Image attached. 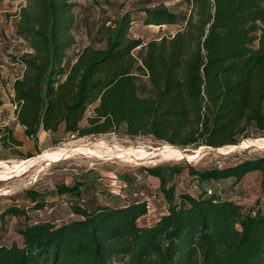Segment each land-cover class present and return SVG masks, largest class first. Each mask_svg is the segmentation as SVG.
I'll use <instances>...</instances> for the list:
<instances>
[{
  "label": "trees",
  "instance_id": "16d2710c",
  "mask_svg": "<svg viewBox=\"0 0 264 264\" xmlns=\"http://www.w3.org/2000/svg\"><path fill=\"white\" fill-rule=\"evenodd\" d=\"M168 1L186 11L145 0L112 20L103 48L87 45L73 55L76 14L88 15L91 7L18 0L13 35L26 51L11 58L19 74L9 103L23 135L85 137L124 126L129 137L220 148L235 145L247 129L264 130L261 0ZM136 22L179 28L142 46L129 36ZM0 145L20 146L11 126L0 128ZM252 173L264 191V155L220 167H141L139 180L120 178L123 205L85 197L94 181L57 185L49 194L66 196L72 218L29 223L25 207L6 206L0 224L16 218L17 240L0 243V264H264V204L244 206L231 197ZM46 193L28 189L23 197L29 209L41 210L53 203ZM156 196L164 212L139 224Z\"/></svg>",
  "mask_w": 264,
  "mask_h": 264
},
{
  "label": "rangeland",
  "instance_id": "374dc122",
  "mask_svg": "<svg viewBox=\"0 0 264 264\" xmlns=\"http://www.w3.org/2000/svg\"><path fill=\"white\" fill-rule=\"evenodd\" d=\"M74 1L83 7H91L93 10L88 15H86V12L76 14L73 36L77 46L83 48L90 45L94 48H103L104 40L102 34L107 27L111 26L112 20H115L120 13L126 10L139 7L145 0ZM155 1L154 4L163 2L164 6L174 12L186 11L185 6H174V1ZM19 4L18 0H0V128L11 126L12 136L20 142V146L15 148H3L0 145V211L8 205H18L25 207L29 223L34 221H50L60 224L71 219L72 216L70 215L68 205L62 202V200L66 199V196L63 197L65 199H55L49 194L57 185L70 186L73 182L84 183L89 181L90 183V181H94V185L90 186L89 191L83 192L85 197H91L94 194L93 197L100 202L123 205L126 201V197H124L126 192L125 189L121 190L120 178L121 176H129L139 180L141 177L139 175V168L141 167L156 165L173 166L177 164H189L197 169L214 166L220 167L235 163L244 158L264 155V148L249 147L232 151L227 149L228 146L216 149L207 146H199L197 148H193L192 146L186 148L172 146L189 155L198 154V157L194 160L177 158L161 159L160 157L142 160L116 159L113 156L106 157L104 153L106 150L104 148L101 149L103 154L101 153L99 157L69 153L65 156L62 155L63 149L69 148L74 144L79 146L104 143L115 150L123 149L137 152H150L160 147H168L169 145L157 141L148 135L129 137L124 133V126H120L116 132L85 137L70 136L68 134L51 137L39 132L37 133L36 141L26 138L22 133L21 127L14 123L13 106L9 103L10 83L19 74V67L11 63V58L26 51L25 43L13 35V26L16 21ZM261 4L264 7V0H261ZM178 28V26L144 27L136 22L130 26L129 36L140 39L143 46L150 40H159L161 37L171 36ZM136 51L133 52L134 55ZM140 81H145L144 77H140ZM90 114V109H88L85 115L88 116ZM257 139H264V130L258 131L250 128L245 131L244 136L238 139L237 143L233 146L242 145L244 141ZM45 151H49V154L58 151V155L62 156L42 159L21 169V164L25 165L31 159L39 158ZM27 156H30V159L26 158ZM10 170H13V172ZM185 172L184 170L180 177L186 179ZM238 187L237 196L243 200L244 206L253 204L255 200H259L260 203L264 204V191L261 189L257 174L252 173L244 177ZM28 189L40 193L47 192L45 199L47 202L53 203H49L41 210L29 209V204L23 197V192ZM110 191H114L115 194L120 192L121 197L112 196ZM191 193L193 194V192ZM232 193L236 194L234 191ZM152 209L153 211L146 217V222L139 220V224L149 223L155 214L158 215L164 212L162 201L157 196L153 199ZM16 221V218L7 217L0 224V243L8 244L9 241L17 240L14 233Z\"/></svg>",
  "mask_w": 264,
  "mask_h": 264
},
{
  "label": "bare ground",
  "instance_id": "6f19581e",
  "mask_svg": "<svg viewBox=\"0 0 264 264\" xmlns=\"http://www.w3.org/2000/svg\"><path fill=\"white\" fill-rule=\"evenodd\" d=\"M253 148V147H259L264 148V139H257V140H248L244 141L242 145L237 146H230L227 149L228 150H238V149H246V148ZM104 148L106 151H104L106 157L113 156L116 159H124V160H142V159H152L155 157H160L161 159H171V158H177V159H186V160H194L198 157L197 155H189L186 154L180 150H178L175 147L172 146H166V147H160L157 149H154L153 151H143V152H137L133 150H123L118 149L115 150L104 143H95V144H85V145H72L69 148L63 149V156L69 154H84L88 156H94L99 157L102 153L101 149ZM60 151V150H59ZM49 151H45L39 158H34L29 161L25 165H20L21 169L24 167H28L34 162H38L42 159H49V158H58L62 155H58V151L52 152V154H49ZM220 153V152H219ZM103 154V153H102ZM105 157V156H104ZM1 168V164H0ZM1 171V170H0ZM13 172V170H10Z\"/></svg>",
  "mask_w": 264,
  "mask_h": 264
},
{
  "label": "crops",
  "instance_id": "0c3cea01",
  "mask_svg": "<svg viewBox=\"0 0 264 264\" xmlns=\"http://www.w3.org/2000/svg\"><path fill=\"white\" fill-rule=\"evenodd\" d=\"M153 27H154V26H153ZM162 27H163V26H162ZM130 30H131V29H129V33H130ZM42 133H44L45 135H48V134H46L45 132H42ZM51 137H52V136H51ZM51 139H52V138H51ZM239 184H240V183H239ZM239 184H238V185H239ZM238 188H239V187L237 186L236 190L234 191L236 194L232 193V194H231V195H232L231 197H232L233 199L237 200L238 202H242V203H243V200H242V199H239V197L237 196V195H238V191H237ZM263 208H264V205H263Z\"/></svg>",
  "mask_w": 264,
  "mask_h": 264
},
{
  "label": "built area",
  "instance_id": "2783aa9c",
  "mask_svg": "<svg viewBox=\"0 0 264 264\" xmlns=\"http://www.w3.org/2000/svg\"><path fill=\"white\" fill-rule=\"evenodd\" d=\"M79 51H80V48H79L78 46H76V47L73 48V50H72V54H73V55H76V54L79 53Z\"/></svg>",
  "mask_w": 264,
  "mask_h": 264
},
{
  "label": "water",
  "instance_id": "95a60500",
  "mask_svg": "<svg viewBox=\"0 0 264 264\" xmlns=\"http://www.w3.org/2000/svg\"><path fill=\"white\" fill-rule=\"evenodd\" d=\"M213 149H216V148H213Z\"/></svg>",
  "mask_w": 264,
  "mask_h": 264
}]
</instances>
